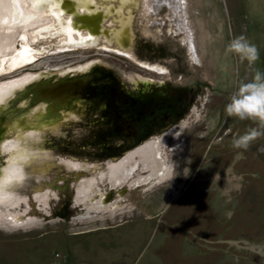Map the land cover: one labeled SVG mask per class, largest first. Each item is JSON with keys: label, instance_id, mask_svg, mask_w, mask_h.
I'll use <instances>...</instances> for the list:
<instances>
[{"label": "rangeland", "instance_id": "rangeland-1", "mask_svg": "<svg viewBox=\"0 0 264 264\" xmlns=\"http://www.w3.org/2000/svg\"><path fill=\"white\" fill-rule=\"evenodd\" d=\"M18 1L47 21L7 33L0 26L1 41L14 39L0 56V85L35 76L1 103L0 138L20 135L22 147L49 154L41 160H54V170L34 172L30 163L0 201V264H264V127L224 111L240 83L264 74V0H94L100 11L121 15L101 20L96 13L90 22L69 0L35 9L33 0ZM55 10L62 21L72 13L95 22L111 41L100 34L96 45L71 47ZM121 17L129 19L125 46L114 39ZM238 35L257 46L254 63L225 54ZM25 47L33 60L11 69ZM94 67L125 85L170 81L200 87L199 94L179 123L110 157L117 147L105 144L116 141L97 124L101 104L75 100L50 119L27 93ZM253 128L262 135L247 149L232 146L233 135ZM146 144L156 150L153 159L140 151ZM121 162L137 166L112 180L109 168ZM87 186L90 197L81 199Z\"/></svg>", "mask_w": 264, "mask_h": 264}, {"label": "flooded vegetation", "instance_id": "flooded-vegetation-1", "mask_svg": "<svg viewBox=\"0 0 264 264\" xmlns=\"http://www.w3.org/2000/svg\"><path fill=\"white\" fill-rule=\"evenodd\" d=\"M89 72L49 83L46 80L39 82L36 86L29 87L27 93L30 94L31 104L39 102L46 110V117L50 119L56 115L57 110H65L75 100L86 104H101V117L97 124L104 128L106 140L110 142L114 138L116 141L105 144L106 147H117L112 155L123 149L137 147L151 135L179 123L199 94L200 87L196 89L170 81L162 84L125 85L111 73L105 75L110 78L90 80L87 78ZM55 84H69L64 86V95L55 100L47 98V92L41 97L36 91L37 88L48 89ZM93 84L96 85L91 87ZM106 153L107 151L101 156L105 157Z\"/></svg>", "mask_w": 264, "mask_h": 264}, {"label": "bare ground", "instance_id": "bare-ground-1", "mask_svg": "<svg viewBox=\"0 0 264 264\" xmlns=\"http://www.w3.org/2000/svg\"><path fill=\"white\" fill-rule=\"evenodd\" d=\"M30 1H32V0H30ZM63 1L64 0H33L32 1L33 2L32 8L35 9V8H37V6H41L44 8H46L47 6L57 8L62 4ZM69 1L73 5V8H74L73 11L75 10V11L79 12L78 9H81L82 12H87V17L84 18L87 22H90L91 21L90 18L96 13H99L98 14V15H100L99 19L101 18V20H105V18L109 17L110 13L113 11H115V13L118 14L119 16L121 15V10L116 11L111 7L106 8V10L102 9L100 11L99 7L94 2V0H69ZM52 12L57 17L58 21L60 22V25L63 26L64 33H66V36L68 38V41H66V43L71 44V47H91L96 42H98V39H99L98 35H100V34L106 35L105 37L107 38V41H111V39H112V38L107 36L108 33H107L106 29H101V27H98L99 30H96L97 27L95 26L96 25L95 22L94 23L91 22L90 24H88V23L82 21L83 20L82 18H78V20L80 19V21H82V22L76 21V19L74 18L72 13L66 21H62L59 18L56 10L52 11ZM60 12H62V11H60ZM46 21H47V19L33 17L28 10H25L23 8L22 4L18 0H0V26L3 28V30L6 33L14 30L17 27L21 28L22 30H26L28 28H33L34 26H40V25L42 26ZM120 21H121V24L123 25L122 26L123 28L119 31L115 30L114 39L117 41V43L119 45L125 46L127 44V42L130 40V37H129L130 33H128L127 30L125 29V25H126L127 21H129V19L126 17H121ZM86 25L89 26V29H88L89 35L87 37H83L82 35H80L81 27L82 26L84 27ZM127 29H128V27H127ZM94 32L97 34H95ZM74 33L79 36V40L77 42L75 41V38L73 37ZM7 39L8 38H6V40H3V41L0 40L1 41L0 42V56L3 55L4 53H6L8 50L13 49V47H14V39H13V41L7 40ZM33 53H34L33 50H31L30 48H28V47L23 48V50L20 52L18 57L14 56L11 58V60H10L11 69L19 66L20 64H24V63L26 64L27 62H30L31 60H33L32 59ZM84 68L85 67H82L80 69H84ZM31 77L32 76H28V78H23L19 81H11V82L5 83L3 85H0V105H1V103L5 102L6 99L13 94V92L16 88H20V87L24 86L27 82H29V80H32L35 78V76L32 78ZM40 109L42 110L43 108L41 107ZM38 135H39V133H36V134L31 133V134L27 135L28 137L25 136V139H28V138L35 139L38 137ZM20 138L21 137L19 135V137L17 139L15 138L13 140H10L9 138L4 137L0 140V201L9 197L11 194V187H13L14 185L16 186L17 182L20 183V181L25 176L28 175V174L26 175V169H27L26 167L30 163L36 162L34 165V169L32 170L34 172L37 171L38 173H47L49 170H52V169L54 170V167H53V165H54L53 161L54 160H52L50 158H48V160H47V158H44L41 160V156H44V155L47 156V155H49L48 153H38L39 151L34 152L32 149H27V147H25V146L22 147L21 143L19 141ZM34 150H36V149H34ZM140 151L141 152L147 151L146 153L147 154L150 153L149 157L152 159L154 158L155 153H156V150L154 149L153 144H151V145L146 144L144 147H142L140 149ZM21 157L24 158V163L19 166V178H17V175H16L17 164L13 163V160L14 159L19 160ZM38 157H40V161H38L39 160ZM38 162H42V163L38 164ZM155 165H156V163H155ZM37 166H39L40 168L37 169ZM77 166H79L78 163L70 165V167L76 168V169H77ZM126 166H127V163H125V162H121L119 164L111 166L109 168V171H110V174H111L110 177H112V180H113V178L120 180L124 176V174H125V178L129 177L131 175V172H129L128 170L131 171L134 167L137 166V163H133V165L131 164L129 166V169ZM80 167L82 168V165ZM82 169H84V168H82ZM29 172H30V170H29ZM102 176H103V174H100V177H102ZM90 181H91V183L94 184V182H96V179L93 177V178H90ZM90 189H92V186L84 187L81 191H79V194L77 193L78 197H81V199H83V197L84 198L90 197V193H89ZM48 190H49V188H48ZM42 198H44V197H42Z\"/></svg>", "mask_w": 264, "mask_h": 264}, {"label": "clouds", "instance_id": "clouds-1", "mask_svg": "<svg viewBox=\"0 0 264 264\" xmlns=\"http://www.w3.org/2000/svg\"><path fill=\"white\" fill-rule=\"evenodd\" d=\"M235 54L239 59L254 63L259 58L257 46L251 43L244 35L232 38L225 47V54ZM225 113L241 120L255 119L264 127V74L256 71L252 79L239 84L236 91L229 97ZM262 135V132L253 128L242 134L232 137V146L237 149H247L249 143ZM264 151V149H260Z\"/></svg>", "mask_w": 264, "mask_h": 264}, {"label": "water", "instance_id": "water-1", "mask_svg": "<svg viewBox=\"0 0 264 264\" xmlns=\"http://www.w3.org/2000/svg\"><path fill=\"white\" fill-rule=\"evenodd\" d=\"M81 82V80H79ZM78 81V82H79ZM76 82V83H78ZM69 84H55L53 86H49L48 89L37 88L36 91L42 97L44 93L47 92V98L49 97L51 100H55L58 97H62L64 95V86H68ZM1 140V138H0Z\"/></svg>", "mask_w": 264, "mask_h": 264}, {"label": "trees", "instance_id": "trees-1", "mask_svg": "<svg viewBox=\"0 0 264 264\" xmlns=\"http://www.w3.org/2000/svg\"><path fill=\"white\" fill-rule=\"evenodd\" d=\"M93 71H94V75H93ZM96 71H98V73ZM105 75H109V73H106L105 71H103V70H101V69H99L97 67H94L93 69L90 70L89 76L87 78L90 79V80H101L103 78H108L109 77V76L108 77H105ZM95 85L96 84H93L91 87H94ZM130 148H132V147H130ZM110 157H115V155L110 156Z\"/></svg>", "mask_w": 264, "mask_h": 264}, {"label": "snow or ice", "instance_id": "snow-or-ice-1", "mask_svg": "<svg viewBox=\"0 0 264 264\" xmlns=\"http://www.w3.org/2000/svg\"><path fill=\"white\" fill-rule=\"evenodd\" d=\"M13 163L17 164L16 175H17V178H19V166L24 163V158L21 157L19 160L14 159Z\"/></svg>", "mask_w": 264, "mask_h": 264}]
</instances>
